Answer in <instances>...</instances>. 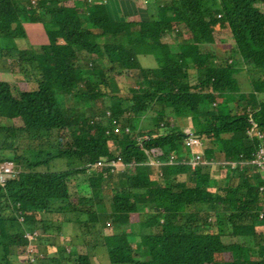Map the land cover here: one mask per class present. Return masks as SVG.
<instances>
[{
	"label": "trees",
	"instance_id": "obj_1",
	"mask_svg": "<svg viewBox=\"0 0 264 264\" xmlns=\"http://www.w3.org/2000/svg\"><path fill=\"white\" fill-rule=\"evenodd\" d=\"M65 1L0 0V71H12V60L36 83L22 90L0 80V117L21 121L0 126V149H13L22 134L54 130L69 137L51 144L56 151L45 159L41 150L0 155V163L11 159L18 169L0 185V264H22L8 254L21 256L33 229H59L49 211L69 208L78 211L63 217L73 225L72 245L101 243L112 264H264V171L250 162L261 144L257 133L264 135V0H159L146 18L119 16L114 8L122 0ZM27 22H40L49 43L28 46ZM225 32L236 52L215 48V34ZM140 53L157 66H141ZM239 62L248 90L234 76ZM119 75L139 80L146 92L133 87L132 96L117 95L124 89ZM156 104L160 110L152 112ZM168 107L188 118L194 135L209 139L203 163L192 167L189 134L165 118ZM119 119L132 130L115 132ZM116 157L126 167L91 168ZM53 158L81 165L36 169ZM104 187L112 195L99 197ZM131 213L139 215L136 224ZM106 223L111 233L100 230ZM73 263L91 264L79 250Z\"/></svg>",
	"mask_w": 264,
	"mask_h": 264
},
{
	"label": "rangeland",
	"instance_id": "obj_2",
	"mask_svg": "<svg viewBox=\"0 0 264 264\" xmlns=\"http://www.w3.org/2000/svg\"><path fill=\"white\" fill-rule=\"evenodd\" d=\"M31 1L33 2L35 0H31ZM160 1H161L160 3L162 4L166 0H160ZM122 2L123 3L117 4V6H115L114 8L117 14L121 17L127 16V15L132 16L133 13L134 14L136 13L135 16H132L131 18L133 17L138 18V16L146 18L148 16V11L158 10L159 7L157 6H160L159 0H122ZM65 3L71 5L72 0H66ZM185 35L186 37L188 36L187 33ZM215 37H216V43L214 44L215 48L221 51H226L224 53H228V52L233 53V51L234 52L237 51L234 48V42L229 32L217 33V35L215 34ZM178 39L179 40L181 39L182 41L183 38L178 37ZM141 55H144V56H141ZM137 58L141 66H147V68H151V67L154 68L157 66V63L151 54L140 53L137 55ZM102 61H103L102 65L104 67H107L109 65L107 61L105 60H102ZM7 62H10L9 65H11L12 71H15V69L17 68L15 63H11L12 60H7ZM229 62L230 60L228 58L225 63H229ZM238 69L239 70L236 71V73L234 74L238 87L240 88V90H248L249 89L248 80H247L248 75L245 70V66H243L241 62H239ZM12 76L15 77V74L13 73ZM13 77H8V79H4V80H9L8 82H11L17 85L18 83H16V81L13 80ZM117 81H118V84L122 82V84L124 85L123 90L116 92L117 95L122 96V97L132 96V92L130 91V89L133 87L138 89L136 93H139V94L145 93L147 90V87L143 86L139 80H135L130 77L119 75L117 77ZM29 85H32V86L31 87L24 86V87L29 88L28 90H30V89L35 88L36 83L33 81H30ZM105 100H106V105H107L108 101L106 98ZM208 106H210V103L203 104L201 106V109H205V107H208ZM159 110H160V106L156 104L154 108L152 109V112L153 111L157 112ZM170 110L171 108L169 107L164 109L163 114L165 118L169 119V121L173 119L172 121L173 124H176L173 126L182 129L184 132L192 133L191 132L192 124L188 120V118L174 117L171 114ZM140 116L142 117L146 116L144 111L140 112ZM114 124H115L114 131L117 133H121L125 131L124 129H126L127 125L129 126V131L132 130L131 125L128 123L123 125V121L121 119L116 120ZM4 125H8L10 127L14 125H21V121H19V118L8 120L5 117H0V126H4ZM168 130H169V127L167 126L166 128H161L159 132L166 133ZM194 131H197V129H195ZM82 133H84V131H82ZM252 133H254V131H252ZM192 134H195V133H192ZM200 137H201L200 139L203 142L202 144L203 147H207L210 145L209 139H206L204 136H200ZM68 138L69 137L67 134H60L58 131H54V130L51 132L44 131L42 133H39V137L38 135L36 137V135L30 136L26 134L24 136V134H22V136L19 137L18 143L15 146H13V149L12 148L0 149V155L7 154V155L12 156L15 153L17 154L20 153V154H23L24 156L28 153L35 155L36 153L38 154L39 150H41L43 152L42 154H40V158L45 159L47 155L46 152L54 153L56 151V150H50L51 144L55 145L57 142H60L61 144L64 145V143L68 140ZM109 145L111 149H113L111 146L112 145L111 142H109ZM113 152L115 153V151ZM192 154H194V150H192ZM204 160L205 159L202 156L201 162H203ZM227 162L231 165L233 161H227ZM218 164L219 162L217 160H214L213 165L210 167L211 168L210 170L211 178L213 180V184L215 185H218L220 183L219 181L220 169L218 168ZM80 165H81V162L79 161L73 162L72 159L66 160L65 158H53L46 164V166L37 167L36 169H40L43 171L45 170L60 171V170H65L70 167H75V166H80ZM220 165H222V163ZM138 166H139V170L140 168H143L142 164L140 163L138 164ZM124 167H126V165L122 161L118 169H122ZM110 194L112 195V193L110 192V188L104 187L98 196L103 197L104 195V197L106 198ZM72 201L75 202L76 199L74 198L72 199ZM219 207H221V205ZM64 209L66 208L62 207L60 210H64ZM77 212L78 211L75 208L74 209L69 208L65 213L57 212V211L52 212L50 210L49 213L51 214H48L49 218L52 220L53 223H57V224L59 223L61 227L59 229H55L54 227H52V229L48 232L39 231V235H37L39 239L37 240V236H36V239L32 242L31 252H28V250L25 248L26 251H23V253H21V256L16 255L15 252H13V253L8 254L7 259L10 261L19 259L22 262V264H31L32 260H33V264H38V263L39 264H61L63 261H66V264H74L73 261L77 257V253L79 250V252L86 253L89 256V259L92 264H112L109 260L106 248L104 246H101L102 245L101 243L93 245L94 242L92 241V244H88L86 245V247L85 245L79 246V247L77 246L75 247V244L72 245V243L70 242L71 240L70 236L74 234L73 225L69 221L68 218L63 219V217L67 216L69 218H76ZM138 220H139L138 213L130 214V221L136 222ZM14 229L20 230L19 224H18V228L16 229V226H14ZM101 229H102V232L105 234L111 233V226L108 225L107 223L105 225H102L100 227V230ZM258 229H261L262 231L263 227L258 226ZM99 240L101 241L100 238ZM40 254H45V258L43 259V261H41L40 259H36V257L40 256Z\"/></svg>",
	"mask_w": 264,
	"mask_h": 264
},
{
	"label": "built area",
	"instance_id": "obj_3",
	"mask_svg": "<svg viewBox=\"0 0 264 264\" xmlns=\"http://www.w3.org/2000/svg\"><path fill=\"white\" fill-rule=\"evenodd\" d=\"M254 124L252 125V127ZM252 133V130L249 132ZM189 135L185 138L184 142L187 146L191 148H196L197 150L194 151V154H192V162L191 165L194 167L197 163L201 162L202 158V142L200 137L188 133ZM257 137L261 140V144L258 146L257 150L255 151L253 155V159L250 160L251 163H253L258 170L264 171V135L261 133H257ZM122 160L120 158L117 159H104L100 158L95 163L91 165L92 169H97L101 167H108L111 170H116L121 165ZM243 164V163H242ZM232 167H234L236 164L232 162ZM18 169L14 161L12 160H5L2 163H0V185H3L8 179L13 178L17 175ZM39 234V231L37 229H33L31 232H28L25 234L27 238L30 240V243L27 245L28 252H31V244L36 239V236ZM33 261V260H32Z\"/></svg>",
	"mask_w": 264,
	"mask_h": 264
},
{
	"label": "crops",
	"instance_id": "obj_4",
	"mask_svg": "<svg viewBox=\"0 0 264 264\" xmlns=\"http://www.w3.org/2000/svg\"><path fill=\"white\" fill-rule=\"evenodd\" d=\"M23 26L26 31V38L24 39V42L28 46L49 43V37L45 31V28L40 22H27V23H24ZM58 41H60V39H58ZM141 56H144V55H141ZM144 67H147V66H144ZM17 71H18V68H16L15 71H11V73L9 71H0V80L8 82L9 80H4V79H8V77H13L12 74L14 73L15 77H13V80L16 81V83H18L17 85L19 86V88L22 90L23 89L28 90L29 88H25V87L32 86V85H29L30 81L26 79V77H22V75L18 73ZM133 223L136 224L137 222H133ZM138 230L139 228L136 229V231Z\"/></svg>",
	"mask_w": 264,
	"mask_h": 264
},
{
	"label": "clouds",
	"instance_id": "obj_5",
	"mask_svg": "<svg viewBox=\"0 0 264 264\" xmlns=\"http://www.w3.org/2000/svg\"><path fill=\"white\" fill-rule=\"evenodd\" d=\"M191 134H192V133H191ZM184 140H185V139H184ZM201 142H202V140H201ZM184 143H185V142H184ZM202 144H203V142H202ZM190 148H191V147H190ZM192 150L196 151L197 149H196V148H191V151H192ZM201 151H202V156H203V146H202V150H201ZM192 156H193V155H192ZM6 160H7V159H6ZM9 160H11V159H9ZM4 161H5V160H4ZM12 161H13V160H12ZM1 163H2V162H1ZM201 163H203V162H201ZM199 164H200V163H199ZM240 164L242 165V163H240ZM195 166H196V165H195ZM231 167H232V165H231ZM234 167H235V166H234ZM101 168H102V167H101ZM101 168H97V169H95V170L97 171V170H99V169H101ZM110 170H111V169H110ZM10 179H11V178H10ZM8 180H9V179H8ZM5 183H6V182H5ZM5 183H4V184H5ZM4 184H3V185H4ZM1 186H2V185H1ZM20 220H22V217H20Z\"/></svg>",
	"mask_w": 264,
	"mask_h": 264
}]
</instances>
